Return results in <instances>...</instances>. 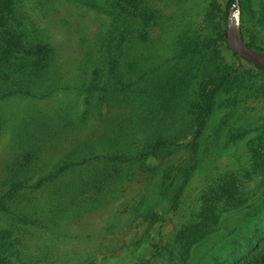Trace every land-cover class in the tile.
Returning <instances> with one entry per match:
<instances>
[{
  "label": "rangeland",
  "instance_id": "obj_1",
  "mask_svg": "<svg viewBox=\"0 0 264 264\" xmlns=\"http://www.w3.org/2000/svg\"><path fill=\"white\" fill-rule=\"evenodd\" d=\"M227 1L0 0V264H143L121 248L176 194L173 256L145 264L224 257L254 224L264 71L225 47ZM263 15L241 0V34L260 49ZM218 189L241 209L185 261L180 232Z\"/></svg>",
  "mask_w": 264,
  "mask_h": 264
},
{
  "label": "trees",
  "instance_id": "obj_2",
  "mask_svg": "<svg viewBox=\"0 0 264 264\" xmlns=\"http://www.w3.org/2000/svg\"><path fill=\"white\" fill-rule=\"evenodd\" d=\"M239 1L241 4V0ZM262 1L264 3V0ZM231 5H232V0H228L227 1L228 11ZM261 19L264 24V15ZM226 36L227 34L226 32H224L222 34V38L224 41H226L225 40ZM250 46H252L256 50L264 51V49H260L256 46H253V45H250ZM225 47H227V45ZM232 55L235 57H238L234 53H232ZM221 85H222V82L217 84V86H215L210 92L209 105H208L209 108L211 107V104L215 96L217 95V90L219 89ZM206 116L207 115H203L201 117L202 124L205 123ZM163 144L164 143H162L160 140L153 143V145L150 146L151 153L156 154L157 149H161L162 147H164ZM167 146H172V143H170ZM175 152L176 151H173L172 149L166 152L165 155L169 159ZM161 158L163 159L164 157L162 156ZM252 159L254 160L255 163H257L258 166L262 168V169H256V170L258 171V175L261 177V181L264 182V158L258 155V156L253 157ZM167 170L168 169H164L158 172L161 175H163V172ZM187 174H188V171H187ZM217 191H218L217 195L219 199L217 200L216 198L213 200L212 199L213 196H211L213 195L212 193L205 195L202 198V202L199 207L197 220L192 225L185 226V228L180 232L181 236H185L186 233L192 231L189 234V236L186 237L188 240H190L189 244L184 243V247L180 249L182 250V253H181L182 258L185 259V261H186V258L190 260L192 257L190 248L194 245L196 246L200 244L201 242L207 240V236L210 235L217 226H219L220 220H218V216L220 212L228 211L230 209H234L235 207H236L235 209H238L239 207H241V204L236 203L235 201L234 203L236 204V206H234L233 200L235 199V197L232 191H226L225 189H218ZM262 191H264V187L262 188ZM158 192L161 195V191L158 190ZM177 199H178V194H176L173 200V204H171L169 207L171 212L173 213L172 214L173 216L169 215L168 218H166V216L161 218V217L152 215L150 212L142 216L143 219L138 221L140 222V225L136 226V228L138 226L141 227L137 233L138 238L135 241H133L131 244L125 243V245L121 248V251L123 250L124 253H127V252L136 253V255H138V261L145 264V263H149L150 261L156 259V257L159 254V251L163 249L164 251L168 253V256L171 260L173 256V249H170V248L166 249V246L163 245L164 244L163 240L165 238V235H167L168 233H170V231H172L174 219L176 217V209H177V204H178ZM137 209L138 208L136 206L129 207L130 211H137ZM252 214H253V217L247 220L245 225L252 224V223L254 224L250 228H248L244 232V234L242 235L240 234L241 236L237 235L239 237L232 239L224 257H217L214 259L212 258L209 259V257L212 255L211 254L204 261L200 263H196V264H204L209 261H211L214 264H222V263L223 264H264V193H263V197H261V201H259L257 206H255V211ZM188 262L189 261H187V263ZM1 264H7V263L6 261H3V262L1 261Z\"/></svg>",
  "mask_w": 264,
  "mask_h": 264
},
{
  "label": "water",
  "instance_id": "obj_3",
  "mask_svg": "<svg viewBox=\"0 0 264 264\" xmlns=\"http://www.w3.org/2000/svg\"><path fill=\"white\" fill-rule=\"evenodd\" d=\"M226 45L232 53L264 71V51L248 45L240 30V1L232 0L226 23Z\"/></svg>",
  "mask_w": 264,
  "mask_h": 264
}]
</instances>
